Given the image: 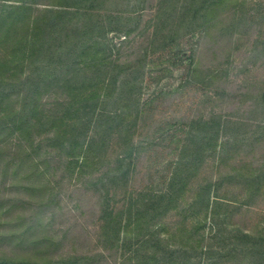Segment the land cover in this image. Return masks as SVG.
Returning <instances> with one entry per match:
<instances>
[{"label":"trees","instance_id":"trees-1","mask_svg":"<svg viewBox=\"0 0 264 264\" xmlns=\"http://www.w3.org/2000/svg\"><path fill=\"white\" fill-rule=\"evenodd\" d=\"M245 5V0H0V264H203L198 251L204 264L248 257L264 264V235L237 234V247L216 235L234 206V197L223 190L235 176H197L209 156L223 159L242 148L243 138L233 144L229 138L218 151L219 138L231 127L221 114L192 119L190 128L173 135L179 138L177 160L159 188L151 176L135 187L141 158L162 143L158 134L164 139L165 128L158 123L146 134L149 107L140 103L138 81L120 87L122 68L110 56L108 39L112 30L124 35L134 30L119 20L112 26L114 16L150 8L152 42L159 49L195 34L229 47L246 33ZM186 59L200 82L211 85L218 78V70L197 60L195 49ZM260 127L252 143L264 137V124ZM6 179L13 183L6 185ZM237 180L246 191L242 204H250L264 175L244 173ZM73 181L94 194L97 230L88 243L66 251L62 242L79 224L56 228L54 222L63 208L62 188ZM171 213L197 225L168 235ZM207 223L217 229L212 242L200 234ZM215 241L225 245L216 248Z\"/></svg>","mask_w":264,"mask_h":264},{"label":"rangeland","instance_id":"rangeland-1","mask_svg":"<svg viewBox=\"0 0 264 264\" xmlns=\"http://www.w3.org/2000/svg\"><path fill=\"white\" fill-rule=\"evenodd\" d=\"M245 1V7L250 11L246 33L236 36L229 47L224 45V40L214 43L210 37L200 38L195 34L179 38L170 48L159 49L152 42L154 18L150 8L139 13L123 12L112 18V26L119 20L121 23L126 22L128 28H134L129 35L113 30L108 33L110 56L122 68L119 75L122 81L119 82L120 87L124 86L126 80L133 83L138 81L140 103L149 107L150 120L146 134L155 131L159 123L161 128H165L164 139L169 137L164 140L158 134L159 142L162 143L154 149H147L141 158L135 187H141L143 178L147 176L152 177L155 188L160 187V180L172 170L171 165L177 160L175 147L179 138L173 139V135L180 133L184 127L190 128L192 119H208L213 114H221L223 120L230 121L229 135H221L218 151L221 149L220 145L229 138L230 144L243 138L242 148L226 153L223 159L220 154L209 156L197 175L199 179L235 176L236 181L230 182V186L223 190L224 194L235 199L232 200L234 206L228 223H222L218 233L210 223L200 230V234H205L208 242H212V237L217 233L216 235L228 237L227 243L235 247L240 244L235 236L237 234L239 236L247 232L253 237L264 235V184L250 204H242L240 199L245 196L246 191L237 182L239 175L244 173H250L254 177L264 175V137L252 143L255 137L260 138V126L264 124V99L261 97L264 91V0ZM119 17L121 18L118 19ZM192 48L197 51V60L203 66L219 71L218 78L211 85L190 75L191 65L186 58L193 51ZM180 52H184V55ZM109 101V106L113 107L114 102ZM146 134L143 133L141 139ZM245 138L248 139L244 140ZM12 183L10 179L5 181L8 186ZM87 189L75 181L71 185L66 182L62 188L65 199L61 201L63 208L54 222L56 228L59 225L67 227L75 222L79 224L64 238L62 250H72L73 247L79 249L88 243L91 233L94 234L97 230L94 225V212L97 211L95 198L93 192ZM18 193L24 194L22 190ZM174 214L171 213L166 220L168 235L177 232L182 225L187 227L186 231H192L193 225H197V220L188 219L183 223L181 216ZM91 239L93 241L89 244L94 246L96 240L93 237ZM223 245L225 243L220 241H215L214 244L216 248ZM196 255L204 264L199 251ZM253 259L256 260L255 257ZM254 260L248 257L242 262L233 259L224 264H253Z\"/></svg>","mask_w":264,"mask_h":264}]
</instances>
